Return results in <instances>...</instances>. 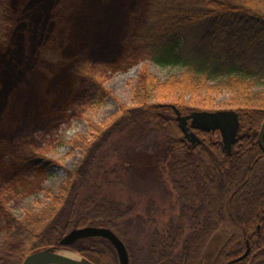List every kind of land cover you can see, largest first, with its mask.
Returning <instances> with one entry per match:
<instances>
[{"label":"trees","instance_id":"1","mask_svg":"<svg viewBox=\"0 0 264 264\" xmlns=\"http://www.w3.org/2000/svg\"><path fill=\"white\" fill-rule=\"evenodd\" d=\"M30 1L10 0L16 15L13 20L0 0V43L13 27L19 42L25 36L32 45L38 40L44 29L36 23L34 11H41L45 18L46 8ZM144 8L150 19L143 23L138 37L142 57L159 67L181 68L182 77L172 76L147 90L150 80L141 75L135 84L140 91L131 97V105L120 106L108 125L89 126V138L76 144L83 151L82 161L65 172V187L56 195L47 219L44 217L47 229L30 232L29 238L35 242L50 231L46 246L31 248L23 258L42 248L61 247L59 241L66 230L92 226L106 227L118 236L130 264H202L208 243L227 229L229 237L219 253L224 264L240 256L247 242L251 257L236 264L247 260L264 264V154L257 142L264 122V91H252L264 87V0H147ZM127 56L122 63L128 61ZM79 78L90 105H101L106 94L96 77ZM153 91L164 95L157 99L158 105L151 103ZM222 92L232 96L227 106L238 113L240 123L230 154L208 132L198 131L201 142L189 144L173 109L183 115L213 110L209 97ZM143 143L147 145L140 149ZM25 153L11 165L4 162V152L0 154V195L17 187L23 193L40 187L44 160L33 151ZM12 167L32 170V184L21 181L15 172L8 173ZM166 179L171 191L165 187ZM124 180L135 186L134 195L148 197V216L153 214L155 195L169 203L174 193L177 196L178 216L169 222L166 233L161 235L155 228L149 237H143L142 241H149L144 262L130 254L121 234L120 225L128 220L135 204L124 205L103 194L112 181L121 185ZM1 202L0 217L5 219L7 212ZM5 221L12 239L13 234L18 238L30 227ZM66 248L94 264H102L99 260L108 255L113 264H119L103 239H86Z\"/></svg>","mask_w":264,"mask_h":264},{"label":"rangeland","instance_id":"2","mask_svg":"<svg viewBox=\"0 0 264 264\" xmlns=\"http://www.w3.org/2000/svg\"><path fill=\"white\" fill-rule=\"evenodd\" d=\"M2 1L8 8V16L14 20L16 15L10 0ZM146 1L44 0L42 4V0H31L38 7L43 5L46 8L45 18L41 11H34L36 23L44 29L38 40L32 45L25 36L24 42H19L13 34V27L5 41L0 43V154L4 152L2 156L8 165L29 151L44 160L40 164L44 177L35 191L23 193L17 187L16 191L0 195L1 204L7 212L5 219L0 217V264H22L23 257L31 248L46 246V235H50V231L44 236L39 235L35 242L30 240V232L37 234L47 229L45 216L51 204H55L56 195L65 187V172L75 169L82 161L83 151L76 144L81 138H89V126L102 128L114 119L120 106L131 105V97L140 91L135 84L141 75L150 80L147 90L172 76L181 79L183 69L159 67L141 55L144 50L138 37L141 27H145L143 23L150 19L144 8ZM35 50L37 53L33 55ZM125 55H128V61L122 63ZM83 75L96 77L99 87L106 94L101 105H90L91 101L87 100L79 82V76ZM71 88H78L79 94H75V90L72 92ZM252 91L263 92L264 87ZM153 92L151 103L159 104L157 99L164 95L159 91ZM231 97L225 92L211 95L209 104H212L213 110L206 112L231 110L227 106ZM198 137L201 139L200 135ZM213 140L220 141L219 135H213ZM145 145H140V149H144ZM8 171L17 173L21 181L32 184V170L12 167ZM166 176L167 168L164 172ZM166 182L165 187L171 191L167 179ZM136 187L140 188L139 185ZM132 189L135 186L127 180L121 185L112 181L103 189V194L120 199L124 205L135 204L130 219L120 225L121 234L130 254L144 262L149 241H142L143 237H149L155 228L161 235L166 233L164 231H167L169 222L178 216L179 205L175 193H172L174 198H171V203L160 194L155 195L154 211L152 216H148V197H138ZM7 219L18 221L16 225L30 227L18 238L16 233L13 234L12 239L11 232L6 228ZM228 237L229 232L225 229L211 239L202 255V264H224L223 255L219 253ZM58 251L80 257L72 250ZM99 262L113 264L110 255ZM249 263L247 260L246 264Z\"/></svg>","mask_w":264,"mask_h":264},{"label":"water","instance_id":"3","mask_svg":"<svg viewBox=\"0 0 264 264\" xmlns=\"http://www.w3.org/2000/svg\"><path fill=\"white\" fill-rule=\"evenodd\" d=\"M177 116L178 126L183 133L185 139L192 146L200 143L198 136L191 132V128L197 129L201 132H218L221 137V147L226 154H230L232 147L237 142V132L239 130V116L234 110L216 111L215 112H192L190 114L181 115V113L175 109ZM264 122L262 123L261 129L258 133V146L264 154ZM99 238L106 240L113 248L117 261L119 264H129L128 252L122 243V241L108 228L86 226L85 228L75 229L70 231L64 236L59 244L62 247H67L73 243L81 240ZM58 250H65L63 248H46L38 252H34L28 255L22 262V264H93L92 262L77 257L69 258ZM238 258L235 261H240L246 257ZM76 257V256H74ZM234 260L231 263L235 262Z\"/></svg>","mask_w":264,"mask_h":264},{"label":"flooded vegetation","instance_id":"4","mask_svg":"<svg viewBox=\"0 0 264 264\" xmlns=\"http://www.w3.org/2000/svg\"><path fill=\"white\" fill-rule=\"evenodd\" d=\"M259 229H260V225L258 224L257 225V231H259ZM246 248H245V251L240 255V256H238V257H241L242 255L244 256V254L247 252L248 254L246 255V257H244V259H243V261H245L247 258H249V257H251L250 256V254H251V249H250V245H249V243L247 242L246 243V246H245ZM237 258V257H236ZM235 258V259H236ZM232 261V260H231Z\"/></svg>","mask_w":264,"mask_h":264},{"label":"bare ground","instance_id":"5","mask_svg":"<svg viewBox=\"0 0 264 264\" xmlns=\"http://www.w3.org/2000/svg\"><path fill=\"white\" fill-rule=\"evenodd\" d=\"M65 256H68L69 258H75V259H77V257H74L73 256V254H69V253H66V254H64Z\"/></svg>","mask_w":264,"mask_h":264}]
</instances>
